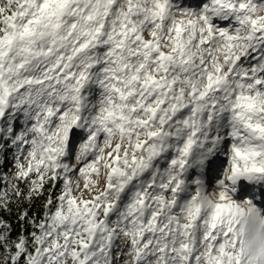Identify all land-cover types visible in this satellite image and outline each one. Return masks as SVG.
Wrapping results in <instances>:
<instances>
[{
    "label": "snow or ice",
    "instance_id": "1",
    "mask_svg": "<svg viewBox=\"0 0 264 264\" xmlns=\"http://www.w3.org/2000/svg\"><path fill=\"white\" fill-rule=\"evenodd\" d=\"M0 264H264V0H0Z\"/></svg>",
    "mask_w": 264,
    "mask_h": 264
}]
</instances>
